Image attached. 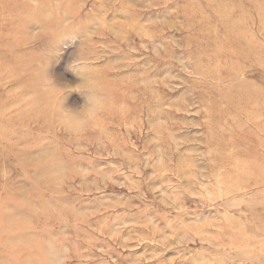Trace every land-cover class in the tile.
I'll return each instance as SVG.
<instances>
[{
	"label": "rangeland",
	"instance_id": "rangeland-1",
	"mask_svg": "<svg viewBox=\"0 0 264 264\" xmlns=\"http://www.w3.org/2000/svg\"><path fill=\"white\" fill-rule=\"evenodd\" d=\"M263 145L264 0H0V264H264Z\"/></svg>",
	"mask_w": 264,
	"mask_h": 264
},
{
	"label": "clouds",
	"instance_id": "clouds-1",
	"mask_svg": "<svg viewBox=\"0 0 264 264\" xmlns=\"http://www.w3.org/2000/svg\"><path fill=\"white\" fill-rule=\"evenodd\" d=\"M70 66L78 69L80 82H60L51 75L45 80L53 94L63 101L58 109L60 125L73 135H81L93 126H99L103 114L117 105L110 101L102 82L79 61V57H73ZM72 92L79 93L81 97L79 102H69V95Z\"/></svg>",
	"mask_w": 264,
	"mask_h": 264
},
{
	"label": "bare ground",
	"instance_id": "bare-ground-1",
	"mask_svg": "<svg viewBox=\"0 0 264 264\" xmlns=\"http://www.w3.org/2000/svg\"><path fill=\"white\" fill-rule=\"evenodd\" d=\"M234 30V29H233ZM244 35V34H243ZM241 44H240V41H239V44L235 47V49H239L241 46H240ZM243 49H242V51H244V52H241L242 54H244V56L245 57H251V58H253L254 59V57H256V55H254L253 56V54H251V53H253V51H254V49L252 48V47H242ZM255 60V59H254ZM252 90V92H251V94H250V92H248L247 91V95L248 96H257L258 95V93H259V91H257L256 89V91L255 90H253V89H251ZM120 91V90H119ZM259 94H261V93H259ZM228 97H230L229 99H230V102H231V104H232V106H234V102H232V101H235L236 102V100H235V98L233 97V96H228ZM237 104V103H236ZM41 113L44 115V116H46V109H41ZM261 138V137H260ZM259 143V142H258ZM258 143H257V140H255V146H253L252 148H253V150L254 149H256L257 148V145H258ZM263 143V142H262ZM264 146V145H263ZM229 157V156H228ZM221 160L223 161V163H226V161L228 160V159H226V155H223V157L221 158ZM253 163V164H252ZM255 166L256 168H255V170H257L258 168H260V167H264L261 163H259V162H257L255 159H253V160H251V163H250V166ZM222 173H223V170H222ZM254 223H256V222H253V225H254ZM258 225H257V223H256V225H254V227H257ZM260 232H261V230H260ZM237 236L238 237H242L243 236V233L242 232H240L239 234H237Z\"/></svg>",
	"mask_w": 264,
	"mask_h": 264
}]
</instances>
